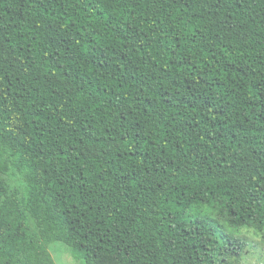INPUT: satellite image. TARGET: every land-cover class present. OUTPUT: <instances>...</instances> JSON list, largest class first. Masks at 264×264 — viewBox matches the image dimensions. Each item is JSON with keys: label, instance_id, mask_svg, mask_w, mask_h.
<instances>
[{"label": "trees", "instance_id": "obj_1", "mask_svg": "<svg viewBox=\"0 0 264 264\" xmlns=\"http://www.w3.org/2000/svg\"><path fill=\"white\" fill-rule=\"evenodd\" d=\"M264 234V0H0V264H244Z\"/></svg>", "mask_w": 264, "mask_h": 264}, {"label": "rangeland", "instance_id": "obj_2", "mask_svg": "<svg viewBox=\"0 0 264 264\" xmlns=\"http://www.w3.org/2000/svg\"><path fill=\"white\" fill-rule=\"evenodd\" d=\"M241 233L242 238L248 243L244 254V264H264V234L247 229H242ZM48 251L56 264H104L102 258L87 261L88 263L75 259L71 250L63 243H52Z\"/></svg>", "mask_w": 264, "mask_h": 264}]
</instances>
